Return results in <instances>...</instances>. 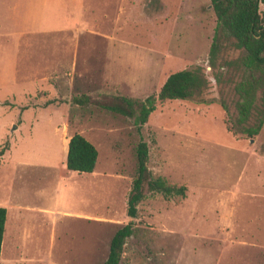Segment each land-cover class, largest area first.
Here are the masks:
<instances>
[{
	"label": "rangeland",
	"instance_id": "374dc122",
	"mask_svg": "<svg viewBox=\"0 0 264 264\" xmlns=\"http://www.w3.org/2000/svg\"><path fill=\"white\" fill-rule=\"evenodd\" d=\"M107 6L99 14L106 29L29 35L19 44L0 37V148L7 143L0 203L14 204L0 264H100L129 220L118 264H264V119L251 138L225 128L236 115L232 84L243 73L231 64L238 51L229 44L215 67L208 64L209 0H138L131 9L139 18L127 6ZM194 65L208 80L201 98L156 103L138 128L129 117L71 101L142 99L170 72ZM10 67L16 83L5 75ZM75 132L96 148L90 174L65 168ZM139 139L150 173L185 192L147 196L131 219L126 199Z\"/></svg>",
	"mask_w": 264,
	"mask_h": 264
},
{
	"label": "trees",
	"instance_id": "16d2710c",
	"mask_svg": "<svg viewBox=\"0 0 264 264\" xmlns=\"http://www.w3.org/2000/svg\"><path fill=\"white\" fill-rule=\"evenodd\" d=\"M215 24L207 55L208 64L215 67L216 59L229 44L238 51L232 60L242 70V77L232 84L236 115L225 128L231 134L251 138L264 119V0H209ZM262 5L263 8L259 6ZM229 66V62L224 63ZM208 88V80L198 65L170 72L156 93L142 99L113 95L99 101L85 94L73 96L77 105L94 104L129 117L137 128L142 125L156 103L172 99H198ZM45 101L44 104L51 103ZM225 107L224 103H221ZM7 148L4 142L0 155ZM147 144L139 139L135 144V173L126 199V215L135 218L138 203L147 196L159 194L164 198L184 196L185 186L167 183L153 176L146 166ZM97 157L94 145L80 133H72L67 141L65 167L77 173L93 171ZM6 209L0 205V248ZM132 220L119 226L111 235L105 259L100 264H118L125 238L132 233Z\"/></svg>",
	"mask_w": 264,
	"mask_h": 264
},
{
	"label": "crops",
	"instance_id": "0c3cea01",
	"mask_svg": "<svg viewBox=\"0 0 264 264\" xmlns=\"http://www.w3.org/2000/svg\"><path fill=\"white\" fill-rule=\"evenodd\" d=\"M137 1L112 0L110 3L108 0H0V37H10L13 39L14 44H19L20 38L29 35H62L66 32L77 35L81 30L94 26L96 28L106 29L108 28L106 25V16H99L103 9L102 6L108 3V10L110 7L111 10L115 7L119 11H122L123 7L127 6L131 13H128L129 17L134 15V17L139 18L138 15L133 14V10L131 9L137 5ZM93 12L97 14H93ZM102 21L106 22L101 23ZM128 21L130 22L129 18ZM134 21L135 19H133ZM74 55L75 53H73ZM15 59L16 56L13 54L11 60L14 61ZM5 75L9 78L12 77V83H16L13 67L6 70ZM66 146L67 143L65 144L64 164ZM66 170L68 169L66 168ZM10 202L9 199H6L0 205L4 206L6 211L7 207L11 210L14 204L13 202L10 204ZM4 224L6 225V215ZM5 225L2 238L5 232Z\"/></svg>",
	"mask_w": 264,
	"mask_h": 264
},
{
	"label": "water",
	"instance_id": "95a60500",
	"mask_svg": "<svg viewBox=\"0 0 264 264\" xmlns=\"http://www.w3.org/2000/svg\"><path fill=\"white\" fill-rule=\"evenodd\" d=\"M210 6V5H209Z\"/></svg>",
	"mask_w": 264,
	"mask_h": 264
}]
</instances>
